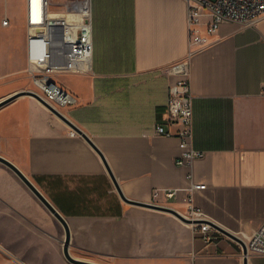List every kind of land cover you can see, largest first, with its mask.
Wrapping results in <instances>:
<instances>
[{"label": "crops", "instance_id": "obj_1", "mask_svg": "<svg viewBox=\"0 0 264 264\" xmlns=\"http://www.w3.org/2000/svg\"><path fill=\"white\" fill-rule=\"evenodd\" d=\"M0 8L8 66L0 73L2 100L31 87L25 0H0ZM186 16L184 0H91V72L59 83L75 97L66 117L97 150L30 95L0 106V156L64 217L77 259L243 264L231 237L221 233L206 244L172 213L124 201L113 182L144 204L154 188L185 185V169L174 162L176 138L155 134V126L176 131L166 121L174 79L166 68L189 49ZM190 89L192 145L204 151L193 173L206 185L194 202L217 230L250 234L264 217V15L255 25L222 22L191 55ZM182 196L164 203L183 211ZM64 238L61 223L0 162V244L14 255H63ZM247 264H264V255H248Z\"/></svg>", "mask_w": 264, "mask_h": 264}, {"label": "built area", "instance_id": "obj_2", "mask_svg": "<svg viewBox=\"0 0 264 264\" xmlns=\"http://www.w3.org/2000/svg\"><path fill=\"white\" fill-rule=\"evenodd\" d=\"M184 1L187 5L189 49L181 59L166 68V72L174 78L168 90L166 121L175 125L176 131L171 133L157 124L155 134L176 138L178 152L174 162L185 169V185L154 188L148 204L172 209L187 220L206 244H210L222 232L208 223L203 210L194 202L195 194L204 190L206 185L196 181L193 173V163L204 155V151L192 145L190 58L196 49L208 44L209 36L222 22L255 25L264 15V0ZM1 23L6 25L8 19H3ZM202 23L204 31L199 29ZM24 26L26 72L36 88L26 90L36 93L50 107L66 117L64 111L75 103V97L55 79L70 74L87 75L91 72V0H25ZM69 135H76V131L70 129ZM179 193L183 195V211L164 203ZM238 238L245 243L248 255H264V217L252 233L241 234Z\"/></svg>", "mask_w": 264, "mask_h": 264}, {"label": "water", "instance_id": "obj_3", "mask_svg": "<svg viewBox=\"0 0 264 264\" xmlns=\"http://www.w3.org/2000/svg\"><path fill=\"white\" fill-rule=\"evenodd\" d=\"M30 95L32 97H34L35 99H37L45 108H47V110H49V112L51 114H53L55 117L61 119L64 123L68 124L72 129H74L76 132H78L79 134H81L96 150L97 148L93 145V143L90 141V139L84 134L82 133V131L80 129H78L67 117H65L64 115H62L61 113H59L58 111H56L55 109H53L52 107H50L43 99H41L36 93L30 91V90H22L19 91L13 95H10L2 100H0V106L10 100H12L13 98L19 96V95ZM0 162L5 165L6 167H8L9 169H11L18 177L19 179L29 188V190L37 197V199H39V201L45 206V208H47V210L61 223V225L63 226L64 229V233H65V238L64 241L62 243V253L64 258L71 264H99L96 262H91V261H86V260H82V259H77L75 257H73L72 255H70L69 250H68V244H69V239H70V232H69V227L67 225L66 220L64 219V217L51 205V203L45 198V196L35 187V185L9 160L5 159L4 157L0 156ZM112 176V175H111ZM113 178V177H112ZM113 182L115 184V187L117 188V191L119 192L121 198L129 203L132 204H136L139 206H144V207H149L152 209H157V210H162V211H166L169 213L174 214L176 217H178L179 219H181L184 222H187L186 219H184L183 217H181L180 215H178L175 211H173L172 209L169 208H162V207H155L149 204H144V203H137L134 201H130L128 199H126L122 193L120 192L116 182L113 179ZM223 234L231 237L232 239H234L235 241H237L241 247L242 250V255H243V264H247V258H248V253H247V249L245 246V243L243 242V240H241L240 238L227 233L225 231H221Z\"/></svg>", "mask_w": 264, "mask_h": 264}, {"label": "rangeland", "instance_id": "obj_4", "mask_svg": "<svg viewBox=\"0 0 264 264\" xmlns=\"http://www.w3.org/2000/svg\"><path fill=\"white\" fill-rule=\"evenodd\" d=\"M0 8V16H1ZM5 34L0 30V73L6 72L8 66L6 63V53L3 49L2 42L5 40ZM26 67V64L24 65ZM67 76V75H66ZM60 76L56 78V82L63 79ZM26 85L30 83L32 89H36L29 79L26 81ZM0 264H69L63 255H14L11 251H8L3 244H0Z\"/></svg>", "mask_w": 264, "mask_h": 264}]
</instances>
